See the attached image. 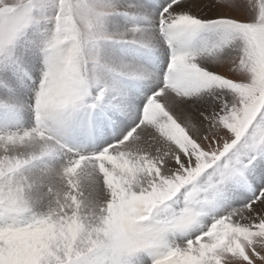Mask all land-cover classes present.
Masks as SVG:
<instances>
[{"label": "snow or ice", "instance_id": "snow-or-ice-1", "mask_svg": "<svg viewBox=\"0 0 264 264\" xmlns=\"http://www.w3.org/2000/svg\"><path fill=\"white\" fill-rule=\"evenodd\" d=\"M0 264H264V0H0Z\"/></svg>", "mask_w": 264, "mask_h": 264}]
</instances>
